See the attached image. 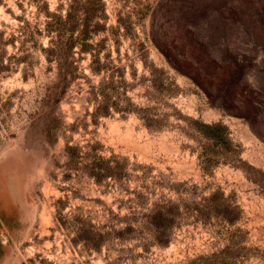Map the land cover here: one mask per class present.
Masks as SVG:
<instances>
[{"label":"rangeland","instance_id":"1","mask_svg":"<svg viewBox=\"0 0 264 264\" xmlns=\"http://www.w3.org/2000/svg\"><path fill=\"white\" fill-rule=\"evenodd\" d=\"M157 1L92 0L105 17L85 50L80 25L66 30L57 64L43 51L44 7L2 0L0 264H264V126L223 113L169 66L148 36ZM46 3L52 11L58 1ZM234 45L242 65H262L245 36ZM56 65L67 71L57 101ZM92 65L112 67L117 108H105L97 86L106 72ZM140 107L159 128L143 124ZM196 122L221 123L231 143L205 139ZM97 156H113L119 175L89 176ZM95 231L109 233L98 250Z\"/></svg>","mask_w":264,"mask_h":264},{"label":"trees","instance_id":"2","mask_svg":"<svg viewBox=\"0 0 264 264\" xmlns=\"http://www.w3.org/2000/svg\"><path fill=\"white\" fill-rule=\"evenodd\" d=\"M29 1L44 7L43 32L49 40L43 51L57 64L66 30L72 31L80 25L77 38L80 49L85 50L89 44L86 41L95 30L92 22L105 17L103 3L94 4L92 0H66L64 15L59 13L61 0H57L52 11L45 10L46 0ZM148 10V36L169 66L187 77L206 95L208 102L223 113L242 118L252 129L259 123L264 126V0L259 1V5L253 0H158ZM241 35L246 37L251 48L260 52L262 65H242L245 56L234 45ZM73 43L69 42L68 47ZM95 66L92 65L93 72H106L97 86L105 100V108H117V102L110 101L107 94L116 87L109 74L112 67ZM62 67L56 65V81L49 92V97L55 101L60 99L66 87L67 71ZM2 68L0 65V70ZM130 106L128 103L124 110H132ZM98 112L95 110L93 114ZM136 114L149 129L160 127L162 119L154 117L148 108L140 107ZM195 126L201 136L211 142L224 146L231 143L227 128L219 122H196ZM65 150L69 158H78L80 154L76 146L67 145ZM112 158L95 157L89 164L88 175L96 182L107 176L117 177L119 174L114 171V166L108 165ZM149 224L156 227L153 216H150ZM79 230V238L85 241V230ZM108 235L95 231L91 239L93 248L98 250Z\"/></svg>","mask_w":264,"mask_h":264}]
</instances>
